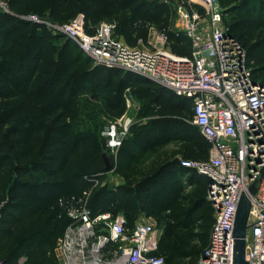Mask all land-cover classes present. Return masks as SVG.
<instances>
[{"label": "trees", "instance_id": "obj_1", "mask_svg": "<svg viewBox=\"0 0 264 264\" xmlns=\"http://www.w3.org/2000/svg\"><path fill=\"white\" fill-rule=\"evenodd\" d=\"M4 1L11 9L22 10L0 11V203L7 198L0 220V242L11 247L0 246L7 254L2 264H17L22 258L25 264H59L54 251L73 223L69 212L86 199L93 218L103 213L115 217L122 213L129 228L141 216L164 220L159 254L167 264L183 260L197 264L209 245L215 211L210 203L208 208L203 205L205 199L196 201L192 195H184V188L175 178L170 180L171 187L163 186L170 173L184 168L180 159L175 156L157 162L147 173L134 176L128 182L132 184L116 190L97 185L103 180L100 174L106 172L103 153L109 154L107 138L88 130L77 134L71 121L85 90L94 99L103 94L105 112L118 120L127 111L126 93L140 87L148 92L150 103L158 107L157 115L123 143L118 162L131 164L173 143L181 144L184 160H207L211 145L199 128L188 122L192 100L178 97L136 73L94 66L75 42L66 38L58 47L62 35L22 16L31 9V0ZM49 2L53 17L70 22L83 14L88 33L102 22H116L115 33L130 47H136L140 40L147 44L149 28L157 26L169 42L185 44L186 53L179 55H190L189 41L173 29L176 0ZM255 24L237 19L227 27L246 50L254 79L264 84V49L247 41ZM91 25L93 29L89 30ZM79 66L85 69L79 70ZM12 137L22 165L9 150L7 140ZM31 158H35L31 170L40 180L25 177L23 165ZM10 172L21 178L6 188L4 179ZM19 230L20 236L15 239Z\"/></svg>", "mask_w": 264, "mask_h": 264}, {"label": "built area", "instance_id": "obj_2", "mask_svg": "<svg viewBox=\"0 0 264 264\" xmlns=\"http://www.w3.org/2000/svg\"><path fill=\"white\" fill-rule=\"evenodd\" d=\"M175 5L173 29L189 41L190 55L167 51L169 39L161 30L153 34V48L142 40L130 47L115 37L116 22H102L88 33L83 14L62 25L36 15L26 19L75 42L95 66L136 73L192 100L188 122L211 147L207 160L180 162L208 178L207 200L215 211L209 245L197 264H234L238 205L254 183L258 192L250 197L246 257L249 264H264V84L254 79L246 50L225 25L220 0H176ZM131 122L112 125L103 134L115 162ZM87 201L69 212L73 223L55 249L59 264H167L159 254L160 237L153 223L137 222L129 228L121 214L93 218ZM4 207L0 205V220Z\"/></svg>", "mask_w": 264, "mask_h": 264}, {"label": "rangeland", "instance_id": "obj_3", "mask_svg": "<svg viewBox=\"0 0 264 264\" xmlns=\"http://www.w3.org/2000/svg\"><path fill=\"white\" fill-rule=\"evenodd\" d=\"M220 1L224 11L225 25H230L233 21L237 19H247L250 21H254L256 24L250 30L247 41L250 45L260 44L264 49V25L262 24V18H264V0H220ZM28 6L31 7L30 10L33 12H30V10L27 12L26 11L23 12L22 16L25 18L34 15L36 16L40 15L54 22V25H62L68 22L60 17H53L51 15L49 0H31ZM16 10L20 11L22 9L20 8L11 9L8 6L7 1L0 0V11L9 12V13H18L16 12ZM173 28L177 29L176 17L173 21ZM88 29L92 30L93 26L92 25L89 26ZM155 31H160V29L157 26H151L149 28V39H148L149 43L147 44L145 43L144 44L145 47L153 48L150 42L153 40V34L155 33ZM115 37L118 38L123 43H125L124 40L121 39L116 33H115ZM61 39L62 40L60 41V43L57 44L58 47H60L67 40L64 36H61ZM165 49L167 51H170L178 55L186 53L187 50L185 44L173 43V42H169L167 45H165ZM93 65L95 66L94 61H93ZM78 69L83 70L85 69V67L79 66ZM262 76L264 78V74ZM150 89L154 90L155 88L152 86ZM125 98H126L127 111L122 118L117 120L111 117L109 114H107V112H105L103 94H99V96L96 99H94L93 96L91 95V92L89 90H85L80 97V107L77 114L71 117V121L73 123L75 132L77 134H84L85 132H87L86 130H88V132L95 131L98 134H104V132L108 127H111L112 125H119V123L123 124L124 121L129 119L132 122L124 142L128 141L131 138L134 130L141 127L146 122L148 123L152 119V117L156 115L157 111L151 106L148 92L140 87L128 91L126 93ZM7 143L9 146V150L14 155L17 163L19 165H22L21 158L19 157L17 150L13 148L14 138L13 137L9 138L7 140ZM183 152L184 150L181 144L173 143L167 147L157 150L155 153H150L148 155L142 156L136 161L131 162V164H128V162H118L117 159L116 162L114 161L115 162L114 166H116V168L113 167L112 170L116 169L114 175L125 176L127 178L126 181L131 182L132 180L135 179L134 176H137L139 172L140 173L148 172L149 170L155 167V164L157 162H161L163 159H167L175 156L179 159H183L184 157ZM108 155L112 156L110 153ZM34 159L35 158L29 159L23 165V167L26 169V176H25L26 179L37 181L40 180L41 177L39 175L34 174L33 171L31 170L32 169L31 166ZM100 176L103 178V180L97 183V185L100 186L106 185V172L100 174ZM17 178H21V177L17 175L15 172H10L9 176L5 177L4 179L6 188L9 187L11 182ZM3 203H5L6 205L7 203L6 197L3 198L0 205H2ZM141 222L153 223L156 227V230L159 233L160 239L162 238V234L165 226L164 220L158 221L155 219H149L143 217L141 219ZM20 230L14 234L15 239L18 236H20L19 233ZM193 245L198 246L195 243ZM0 246L1 247L5 246L11 249L9 243L5 244V242L2 241L0 242ZM54 253H55L54 255H56V250L54 251ZM6 256L7 254L2 253V250H0V264L3 263L2 260L6 259ZM25 262L26 259L22 258L17 262V264H25ZM179 264H194V262L192 260H183Z\"/></svg>", "mask_w": 264, "mask_h": 264}, {"label": "crops", "instance_id": "obj_4", "mask_svg": "<svg viewBox=\"0 0 264 264\" xmlns=\"http://www.w3.org/2000/svg\"><path fill=\"white\" fill-rule=\"evenodd\" d=\"M152 108L158 110V107L156 105L151 104ZM157 115V114H156ZM156 115L153 118L156 117ZM147 122L144 124L146 125ZM142 125V126H144ZM166 159H163L161 161L164 162ZM113 167L114 166V159L112 160ZM113 169V168H112ZM111 169V170H112ZM106 171V186L109 189L116 190L118 187L123 186V185H129L132 183H128L126 181L125 176H118L114 175V172L116 169L112 171ZM147 173V172H146ZM172 178H175L176 181H179L182 187L184 188V195H192L193 199L195 198L196 201H206L205 204H203L206 208H208V203L209 201L207 200V193H208V188H209V180L207 177L202 176L198 174L197 172L190 170V169H185V168H179L177 171L170 173V176H167V181L163 186L171 187L172 182L170 181ZM137 179V178H136ZM139 179V178H138ZM121 215L125 216L124 214L121 213ZM146 216H141L138 222H141V219ZM153 219V218H149Z\"/></svg>", "mask_w": 264, "mask_h": 264}, {"label": "water", "instance_id": "obj_5", "mask_svg": "<svg viewBox=\"0 0 264 264\" xmlns=\"http://www.w3.org/2000/svg\"><path fill=\"white\" fill-rule=\"evenodd\" d=\"M155 1V0H149ZM103 159L105 163V170L110 171L113 168V164L110 156L107 153H103ZM264 176V169L262 170V177ZM261 181V180H260ZM258 192V188L256 183H254L250 189L249 194H243L241 196L238 210L235 219V227H234V264H249L246 257L247 250V232L250 228L249 218L251 212V196L256 195Z\"/></svg>", "mask_w": 264, "mask_h": 264}]
</instances>
